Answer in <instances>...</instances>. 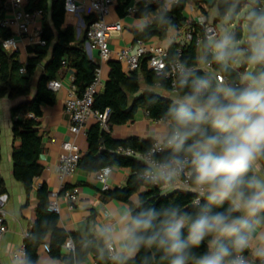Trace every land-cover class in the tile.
I'll list each match as a JSON object with an SVG mask.
<instances>
[{"label": "trees", "instance_id": "trees-1", "mask_svg": "<svg viewBox=\"0 0 264 264\" xmlns=\"http://www.w3.org/2000/svg\"><path fill=\"white\" fill-rule=\"evenodd\" d=\"M134 0H117L115 10L119 17L126 15V10ZM205 12L207 0H194ZM246 0H214L213 6H217L218 17H224L231 8L234 15L245 5ZM137 17H141L148 11L155 12V18L142 28H132L133 41L138 39L149 40L153 36L165 38L168 29L178 30L186 25L184 8L186 0H179L169 9H163L160 4L147 3L145 0L137 1ZM26 9L33 11L41 9L42 29L41 38L45 44H30L27 46L28 56L25 62H21L18 49H4L1 40L11 35L8 28H0V98H27V101L18 103L12 108V133L19 143L13 145L11 157L13 162V175L22 183L27 194L34 186V179L41 175L43 165L40 163V154L44 150L43 135L39 132V119L42 116L41 105H54L57 99L56 91L52 90L48 83L57 79L63 66L73 69L72 85L78 95H82L86 87L92 82L95 74V61L89 57L86 48L84 29L77 36V29L73 24L66 22L64 0H28ZM264 15V0H255L251 9L247 12L248 37L252 27L249 19L250 13ZM85 24L92 19L91 15L83 17ZM192 25H196L191 21ZM188 25V24H187ZM196 32L202 36L201 44L197 45L195 39L188 43L172 41L169 44V57H174L179 52V57L187 71L189 85L197 77L207 78L211 81L213 89L219 85L213 73L202 68L206 62H212L213 68L222 72L227 78V85L242 87L240 71L232 66L234 62V49L232 55L224 62L215 59L216 52L210 42L203 35L202 30L196 25ZM242 36L241 29L233 33L234 40ZM249 45V44H248ZM246 45V47L248 46ZM249 53V51L247 52ZM108 76L103 88L94 96L93 109L103 111L110 110L109 128L114 125H122L133 121L137 109L142 108L153 120H166L169 106L174 98L159 92L154 84L160 82L165 89H170L168 81L155 75L146 65V59L140 63L137 70L125 72L121 64L110 59L108 61ZM24 68V72H21ZM184 73V74H185ZM183 75L180 77L182 79ZM178 82V95L182 97L191 91L190 86L181 87ZM224 85V84H223ZM20 113L19 116H15ZM32 114V116H29ZM170 130V129H169ZM96 122L86 131L87 149L78 161V170L95 172L105 166L126 168L128 175L123 186L113 187L101 191L103 199H115L130 204L131 213L138 212L141 206L156 207L157 209L170 205H179L183 209L195 214L198 211L195 201L205 203L197 193L188 189L173 188L162 192L140 177L144 165L142 162L124 156L117 152L118 147H133L140 151H146L154 142L151 139H142L136 136L116 139ZM191 143V141H189ZM171 152L163 141V150L157 154L159 160H163ZM1 160V146H0ZM264 162V160H262ZM191 182V179H190ZM192 184V182H191ZM66 188L71 185H66ZM6 187L0 176V195L5 194ZM49 190L46 183L36 186L37 205L35 208V220L24 237L25 246L24 264H38V250L41 244L48 242V254L61 261L62 264H78L84 261L88 254H93L96 264H168L163 258L162 252L155 247L141 246L133 257L109 259L107 249L102 240V235L91 236L89 240L78 239L75 232H68L59 226V215L48 209ZM134 194H138V204L132 205L130 200ZM228 207L225 202L223 208L215 209L223 211ZM235 215H239L236 213ZM187 234L185 230V235ZM71 238L75 248L65 252L63 243ZM208 250L207 239L198 248L194 249L196 255ZM247 251V250H246ZM245 251V252H246Z\"/></svg>", "mask_w": 264, "mask_h": 264}, {"label": "clouds", "instance_id": "clouds-1", "mask_svg": "<svg viewBox=\"0 0 264 264\" xmlns=\"http://www.w3.org/2000/svg\"><path fill=\"white\" fill-rule=\"evenodd\" d=\"M249 19L246 60L264 65V15L252 12ZM233 43L231 35L217 41L215 59L226 61ZM189 75L183 74L180 85L191 91L165 114L170 130L164 142L171 152L155 174H146L168 185L188 169L191 191L205 203L194 202L195 214L179 205L141 206L121 230L125 248L132 254L141 246L155 247L168 264H249L243 253L251 249L264 264V176L256 174L257 162L264 160V71L249 73L242 87L215 89L203 77L189 85ZM225 202L227 208L215 210ZM206 239L208 250L196 255L193 250Z\"/></svg>", "mask_w": 264, "mask_h": 264}, {"label": "crops", "instance_id": "crops-1", "mask_svg": "<svg viewBox=\"0 0 264 264\" xmlns=\"http://www.w3.org/2000/svg\"><path fill=\"white\" fill-rule=\"evenodd\" d=\"M251 4L255 0H247ZM7 0H0V17L8 14ZM251 9V8H250ZM201 8L194 0L186 1L184 15L186 22L194 21L198 17L207 19V14L201 12ZM156 13L148 11L141 17L127 16L119 17L115 7L108 16L110 20L121 18L123 29L121 32L111 38L110 44L113 49L133 43L132 28H142L155 18ZM84 13L68 14L66 13V22L73 24L76 29L80 26ZM42 25V20H39ZM208 21V19H207ZM38 22V23H40ZM248 22V17H247ZM18 50L21 62H25L28 56V42L25 37H18ZM150 39H157L164 44H170L172 41H178L175 30L168 29L165 38L153 36ZM96 55V50L93 51ZM206 70V69H205ZM108 63L103 65V77L108 76ZM207 71V70H206ZM73 69L63 66L57 76L62 86L56 91L57 99L54 105L42 104V116L39 119V132L43 135L44 150L40 154L39 161L43 165V171L40 176L34 179V186L27 194L21 182L15 179L13 175V162L11 157L13 145L19 142L14 139L12 133L11 110L23 99L27 98H0V176L2 177L6 192L0 196V209L6 212L7 232L2 238L0 244V264H24V260H15V252L24 241L25 233L28 231L32 222L35 220V208L37 205L36 186L44 182L49 191L57 189L60 186V180L54 170V166L61 152V142L71 138L73 135L69 131L68 115L64 111V101L72 86ZM169 94V93H168ZM171 96V95H169ZM180 97V96H179ZM16 113L15 116H19ZM94 118H90L86 124L85 132L76 135V142L81 148L82 154L87 149L86 131L96 123ZM111 135L116 139L136 136L142 139H151L153 141H164V137L169 132L168 121L151 119L142 108H138L133 121L122 125H114L111 129ZM54 139V141L52 140ZM111 173L108 178L110 188L123 186L128 170L122 167H111ZM256 174L264 176V162H257ZM68 185H77L80 189L79 201L70 208L63 200L60 202L61 211L59 215V226L68 232H75L78 239L89 240L91 236L102 235V240L107 246L112 244V250L116 258L133 257L135 253L129 254L125 248L126 241L122 237V229L125 227L126 217L131 213L130 204L115 199H103L101 196L100 184L94 176V172L78 170L72 178L67 181ZM132 205L138 204V194H134L130 200ZM104 209L107 210L105 214ZM255 247V242L253 244ZM64 250V249H63ZM252 254V250L246 251ZM38 264H62L60 260L52 258L42 248L38 250ZM78 264H96L93 260V254L87 255L84 261Z\"/></svg>", "mask_w": 264, "mask_h": 264}, {"label": "built area", "instance_id": "built-area-1", "mask_svg": "<svg viewBox=\"0 0 264 264\" xmlns=\"http://www.w3.org/2000/svg\"><path fill=\"white\" fill-rule=\"evenodd\" d=\"M27 1L28 0H7L6 5L8 14L4 17H0V28L10 29L11 35L1 40V45L4 49H17L19 44L18 37H25L28 45L34 43L41 45L45 44V41L41 38L42 25L39 21L42 20L43 12L41 9H35L33 11L26 9L25 5ZM137 1L139 0H134L132 4L128 6L126 10L127 16L136 17V12L138 10ZM145 1L147 3H157L160 4L163 9H169L179 0ZM186 1L189 2L191 0ZM116 2L117 0H64L66 13L80 14L82 12L85 15L92 16V19L87 24H85L82 18L80 26L83 27L86 37V51V45H88L90 49L89 57L95 61L96 67L94 78L82 95H78L75 91V87L72 85L64 101V111L69 119V131L73 136L61 142V152L54 166V170L60 180V186L57 189L49 191L48 194V209L57 214L61 211L60 202L62 200L72 208L79 201L80 197V189L77 185H73L69 188L65 187L67 181L78 171V161L82 155L81 148L76 142L75 136L85 132L86 124L90 118H94L102 129L110 131L108 123L110 116L109 108L99 111L92 107L95 94L103 88L105 82L103 77V65L105 63H108L110 59H114L121 64L125 72H131L137 70L140 67L141 61L146 59L148 69L153 71L155 75L163 77L168 81L170 86V89H165L160 82H156L154 84L156 89L166 96L171 95L169 97L175 100L180 98L178 95V82L180 77L187 71V68L181 61L179 52L176 56L169 57V45L159 42L157 39H138L129 45L116 49L111 47V38L123 29L121 18L114 20L108 18L113 8L116 6ZM193 22L202 30L203 35L209 42L211 39L217 37V28L214 24L208 23L206 18L198 17ZM190 23L191 21L187 22L185 26L180 27L178 30H175L178 42L185 44L195 39V43L200 45L202 36L196 32V25ZM94 50H96V55L93 52ZM202 68L213 73L214 79L219 85L227 83L226 76L222 72L215 70L212 62H206L202 65ZM21 72H24V68H21ZM48 85L52 90L57 91L61 88L62 83L60 80L52 79L49 81ZM29 116H32V114H29ZM52 140L54 141V139ZM162 150L163 141H154L146 151H140L133 147L120 146L117 148L118 153L142 162L144 169L140 177L147 182H151L154 186L159 187L162 192L169 191L173 188L191 190L192 184L190 182L191 178L188 175V169H185L182 174L175 177L168 185H165L163 181L154 180L146 174V171L149 169L155 174L156 165L161 162V160L157 158V154ZM111 170L110 166H105L94 172V176L100 184L101 191L110 188L108 178ZM104 212L106 214L107 210L104 209ZM6 232V212L0 209V244ZM27 233L28 231L25 233V236ZM42 248L48 253V242H44ZM62 248L65 252L73 251L75 245L72 239L68 238L63 243ZM106 249L109 259L116 258L111 243L106 246ZM243 255L247 258L249 264H262V261L253 254L244 252ZM24 256L25 246L22 244L13 252V258L15 260H24Z\"/></svg>", "mask_w": 264, "mask_h": 264}, {"label": "rangeland", "instance_id": "rangeland-1", "mask_svg": "<svg viewBox=\"0 0 264 264\" xmlns=\"http://www.w3.org/2000/svg\"><path fill=\"white\" fill-rule=\"evenodd\" d=\"M213 3L214 0H207V2L204 4L205 12L201 10L203 14H207L208 23L214 24L218 30L217 37L210 40L213 47V51L216 52L214 45L217 41L222 39L225 35H230L233 33L236 34L237 30L241 29L242 31L241 38H239L238 40H234V43L232 45V48L236 49L238 52L237 56L234 57V62L232 63V66L240 71L241 80L242 83L244 84L245 76H247L249 73H252L254 68L264 67V65H250L249 63H247L246 60V57L249 54L247 52L250 50V44L248 39L249 37H248L247 12L250 10L251 4L249 2L243 5L235 15H234V8H231L224 17L220 18L218 17L217 6L216 5L213 6ZM79 27L83 29L82 26ZM246 45L248 46L246 47ZM244 62H246L245 66L243 64ZM224 64H226L225 61Z\"/></svg>", "mask_w": 264, "mask_h": 264}, {"label": "water", "instance_id": "water-1", "mask_svg": "<svg viewBox=\"0 0 264 264\" xmlns=\"http://www.w3.org/2000/svg\"><path fill=\"white\" fill-rule=\"evenodd\" d=\"M80 32H81V28L78 27V28H77V36L80 34ZM230 35L233 37V34H230ZM86 47H87V53H88V55H89V53H90V49H89L88 45H86ZM236 56H237V54L234 53V57H236ZM243 64H244V66H245V65H246V62H244ZM259 71H264V67H262V68H254L253 71H252V73H256V72H259ZM27 100H28V99H23L21 102H24V101H27Z\"/></svg>", "mask_w": 264, "mask_h": 264}]
</instances>
